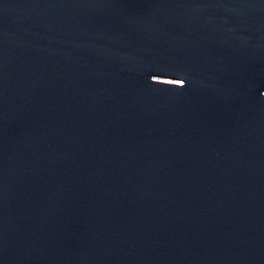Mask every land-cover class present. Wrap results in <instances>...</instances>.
I'll return each instance as SVG.
<instances>
[{"label":"water","instance_id":"water-1","mask_svg":"<svg viewBox=\"0 0 264 264\" xmlns=\"http://www.w3.org/2000/svg\"><path fill=\"white\" fill-rule=\"evenodd\" d=\"M0 264H264V0H0Z\"/></svg>","mask_w":264,"mask_h":264}]
</instances>
